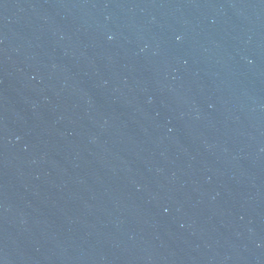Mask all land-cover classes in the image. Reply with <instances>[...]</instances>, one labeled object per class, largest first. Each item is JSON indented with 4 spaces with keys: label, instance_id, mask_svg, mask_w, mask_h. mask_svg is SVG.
Returning <instances> with one entry per match:
<instances>
[{
    "label": "water",
    "instance_id": "95a60500",
    "mask_svg": "<svg viewBox=\"0 0 264 264\" xmlns=\"http://www.w3.org/2000/svg\"><path fill=\"white\" fill-rule=\"evenodd\" d=\"M0 264H264V0H0Z\"/></svg>",
    "mask_w": 264,
    "mask_h": 264
}]
</instances>
